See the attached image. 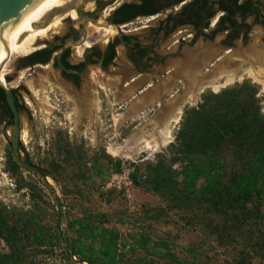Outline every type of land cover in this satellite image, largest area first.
Instances as JSON below:
<instances>
[{
  "label": "rangeland",
  "instance_id": "374dc122",
  "mask_svg": "<svg viewBox=\"0 0 264 264\" xmlns=\"http://www.w3.org/2000/svg\"><path fill=\"white\" fill-rule=\"evenodd\" d=\"M120 51L118 48V55ZM219 64L216 61L209 67L207 75H215L212 69ZM259 71L264 79V68ZM26 72L22 71L20 80L31 78ZM236 73L238 79L218 90L206 88L195 101L182 106L179 120L171 125L170 142L159 150H144L132 157L114 155L109 148L146 131L158 116L159 104L148 103L136 110L138 99L131 104L126 98H118L111 86L105 101H98L102 97L95 92L92 113L84 119L74 102L66 99L61 103L52 92L39 91L33 109H29L32 115L26 110L20 114L21 154L48 173L61 203V235L50 192L37 176L13 164L11 127L1 122L0 218L16 241L10 246L0 237V264H10L6 254L17 255L14 264H91L80 255L70 256L63 245H81L85 256H91L95 264H104L97 252L99 234L108 236L111 231L116 234V264H264V200L256 224L230 226L229 234L220 239L208 222L213 219L219 223L221 217L189 205L180 186L175 198L155 192L148 179V162L159 159L167 164L165 158L184 111L204 98L216 99L226 89L248 87L250 90L241 96L256 101L264 113L263 83L247 70ZM39 230L45 235L43 245L31 240Z\"/></svg>",
  "mask_w": 264,
  "mask_h": 264
},
{
  "label": "flooded vegetation",
  "instance_id": "af4514ba",
  "mask_svg": "<svg viewBox=\"0 0 264 264\" xmlns=\"http://www.w3.org/2000/svg\"><path fill=\"white\" fill-rule=\"evenodd\" d=\"M88 1L86 18L66 14L3 67L20 114L32 115L39 91L74 102L87 119L95 92L105 101L111 86L131 104L158 105L178 91L196 92L216 61L228 70L264 68V0H92L91 8ZM97 26L115 33L103 36ZM23 70L31 78L20 80Z\"/></svg>",
  "mask_w": 264,
  "mask_h": 264
},
{
  "label": "trees",
  "instance_id": "16d2710c",
  "mask_svg": "<svg viewBox=\"0 0 264 264\" xmlns=\"http://www.w3.org/2000/svg\"><path fill=\"white\" fill-rule=\"evenodd\" d=\"M247 90L250 88H229L217 94L216 99L206 97L187 108L170 143L169 157L165 158L167 164L158 159L154 163L148 162L147 166L148 179L155 192L177 198L180 186L185 193L184 201L189 205L221 217L219 223H214L213 219L208 222L212 233L220 239L229 234L230 226L256 224L261 219L264 113L256 101L241 96ZM11 118L0 87V123L5 121L10 126ZM19 149L24 151L21 143ZM25 160L45 172L27 156ZM13 164L20 167L15 161ZM175 164L179 165L178 169L173 168ZM254 199L259 201L256 203ZM115 236L114 231L108 236L99 234L97 252L103 256L104 264H116ZM0 237L10 246L16 241L2 218ZM31 240L43 245L45 235L39 230L31 235ZM63 246L70 256L80 255L84 257L83 261L95 264L91 256H85L81 245ZM16 256L6 254L4 258L14 264Z\"/></svg>",
  "mask_w": 264,
  "mask_h": 264
},
{
  "label": "bare ground",
  "instance_id": "6f19581e",
  "mask_svg": "<svg viewBox=\"0 0 264 264\" xmlns=\"http://www.w3.org/2000/svg\"><path fill=\"white\" fill-rule=\"evenodd\" d=\"M70 1L71 0H40L23 19L3 32L0 36V64L7 59L8 55L28 54L33 49L38 39L46 37L51 30L56 29L61 24V20L66 14H72V16L76 17L74 10H70L65 15L54 16L48 24L42 25L55 8L65 6ZM91 5L92 2L89 0L86 3V7L91 8ZM94 28L103 36L111 35L115 29L105 26H97ZM6 63H4L0 69V79L4 76L3 67ZM214 71L215 75H206L204 80L199 81V83L197 82L199 85L198 88L196 87L197 91L189 92V95H186L181 102L174 103L176 101H174L173 98L169 99L168 103L159 111L158 116L146 131L135 134L122 145L117 147L110 146V153L124 157H132L144 150H159L170 142L171 125L179 120V114L185 103L195 101L198 93L202 92L204 89L212 88L218 90L231 83L238 76L235 70H228L224 66L214 67L212 72ZM260 71L257 69L255 71L250 67L247 69L248 74L255 80L263 83L264 86V79L259 77ZM242 77L243 75H240V78ZM146 104H148V102H139L137 103L138 106L136 109ZM133 106H135V104ZM117 116L120 120L123 118L121 114Z\"/></svg>",
  "mask_w": 264,
  "mask_h": 264
},
{
  "label": "water",
  "instance_id": "95a60500",
  "mask_svg": "<svg viewBox=\"0 0 264 264\" xmlns=\"http://www.w3.org/2000/svg\"><path fill=\"white\" fill-rule=\"evenodd\" d=\"M40 0H0V36L3 32H5L7 29H9L11 26L19 22L21 19H23L32 9L33 7L39 2ZM88 0H71L66 4L65 6H60L54 9L52 13H50L48 19L45 20V22H48L56 15H65L68 11L74 10L76 17H84L86 18V15L84 14L82 10V6L84 2ZM113 26L114 28L118 29V26L106 22ZM10 56L2 63L0 64V69L8 61ZM0 87L2 88L5 100L7 102V105L12 113V119H11V134H10V146H11V154L13 157V160L28 173L33 174L34 176H37L45 186V188L50 192L55 204H56V224L60 233V222H61V203L60 199L56 193V190L54 187L50 184L48 175L37 168L36 166H33L32 164L28 163L22 156L20 149H19V139H20V112L17 108L15 98L12 92V89L7 84L5 77L3 76L2 79H0ZM184 93L181 91L176 92L170 99L173 98L174 103L181 102L184 99ZM167 101H160L158 104L160 105L159 110H162ZM145 106V105H142ZM141 106V107H142ZM139 107V108H141ZM137 108V107H135ZM137 110V109H136Z\"/></svg>",
  "mask_w": 264,
  "mask_h": 264
}]
</instances>
